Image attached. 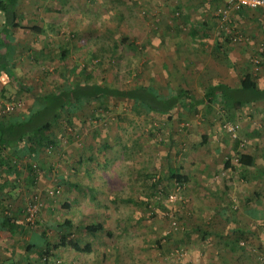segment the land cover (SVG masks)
I'll list each match as a JSON object with an SVG mask.
<instances>
[{"label": "rangeland", "instance_id": "obj_1", "mask_svg": "<svg viewBox=\"0 0 264 264\" xmlns=\"http://www.w3.org/2000/svg\"><path fill=\"white\" fill-rule=\"evenodd\" d=\"M191 1L198 2L193 11L186 8L185 0H166L167 11H159L161 0H39L50 11H19L22 69L0 85V119L8 122L27 114L32 101L56 91L67 78L85 80L90 50L101 40L106 46L115 43L117 49L104 63H89L91 82L115 89L150 85L162 94L174 90L175 85L166 87L165 79L156 83V75L161 77L163 71L146 56V50L166 34V27L178 21L185 33L204 22V11H211L233 28L229 14L226 19L222 15L223 3ZM49 22H54L57 32L34 35L28 28ZM235 31L247 42L263 40L262 35L251 38L247 31L236 27ZM124 36L127 41L122 44ZM53 40L57 45L42 51ZM256 43L248 60L254 67L253 60L258 59L260 69L264 46ZM62 46L67 53L60 58ZM203 106L195 112L176 106L167 118L127 99L106 98L63 113L51 129L54 146L43 148L35 159L17 157L18 178L3 176L0 169V221L7 215L15 226L13 234L0 228V264H124L128 260V264H199L202 259H209V264H264V223L255 242L237 231L228 239L229 248L210 233L202 239L193 229L205 228L202 222L210 216L218 215V221L223 217L209 205L227 200L232 212L236 201L210 186L205 189L200 183L202 188L192 190L197 186H180L169 178L188 172L185 158L190 152L202 153L193 144L190 150L186 137L190 130L197 131L192 123L203 117ZM215 114L226 135L235 139L226 130L225 122L230 120L220 106ZM26 164L36 173L33 186L26 179ZM9 179L15 181L11 189ZM219 179L220 172L214 173L210 183ZM30 205L38 209L32 219H28ZM43 234L52 249L48 263L40 259L39 251L26 248ZM86 244L92 246L91 252H80L78 248Z\"/></svg>", "mask_w": 264, "mask_h": 264}, {"label": "crops", "instance_id": "obj_2", "mask_svg": "<svg viewBox=\"0 0 264 264\" xmlns=\"http://www.w3.org/2000/svg\"><path fill=\"white\" fill-rule=\"evenodd\" d=\"M35 1L37 2L35 3ZM161 1L162 5L159 11H167L166 0ZM185 1L188 2L186 8L191 11L195 10L196 4L198 5V2L195 1ZM223 1L212 0L214 4L223 3V6H226L228 0ZM39 3V0H28V2L18 0L15 8L17 17L19 11H50L45 4ZM210 7H214V5L211 4ZM209 12L211 13V11ZM209 12H203L206 14L203 23L192 25L193 29L186 30L185 33L181 32L178 21L174 24L171 23L166 27V34H162V38L158 39L155 45L150 46L149 50H146V56L150 60L154 59L159 71H163L161 77H158L159 73L156 75V83L159 79H165L164 83L165 81L169 82L166 87L176 86L174 90L173 87L170 88L166 94L160 93L157 88L152 86L158 93L167 96L180 89L187 91L192 97L191 102L194 100L193 104H190L188 112H195L197 109L201 111L202 109L197 107L204 105L203 117L192 123V128H197V131L190 130L186 137L190 150L191 144H193L194 148L195 146L199 147L202 153L193 154L190 152L186 156L185 159L189 163H187L188 172L185 173L187 176L185 183L197 186L196 189L191 187L192 190L202 188L201 183L204 187L207 186L205 189L210 186L226 193L231 196V201H236L233 207L236 209L228 212L230 205L227 204V200V203L223 202L221 205L211 204L209 206L216 208L218 213L220 212L219 214L223 216L221 220L218 221V215L210 216L202 222V224H206L205 228L195 227L196 229L193 230L201 233L202 239H205L208 233L221 238L223 240L221 244L229 248L228 239L236 231L245 238L254 239L255 242L257 231L263 230L260 225L264 223V205H262V201H264V98L250 102L244 101L235 109L231 105H224L220 99L218 102L212 103L209 100L210 97L208 96V98L206 95L210 89L215 90V88L217 89L215 93L221 95L222 90L217 87H223L234 91L232 94L244 100L240 88L241 80L245 75L252 76L257 90L264 91V57H261L258 73L253 72L254 67L250 66L248 60L252 53L250 48H257V41L262 42L261 44L264 46V9L223 11L222 15H226L225 19L229 14L227 20L231 21L234 29L225 24V21L222 22L216 16L213 17ZM2 23L0 14V32ZM39 27L45 29L46 25ZM235 27L240 32L242 30L244 33L249 32L250 36L252 35L251 38L262 35L263 40L253 38V41L250 40L249 43L245 39L240 45H236L239 43H233L231 39L241 34L235 31ZM178 30L181 34L178 33ZM11 32L13 35L10 38L0 33V85L2 86L9 83L10 79H14L15 72L22 69L18 66V51L24 45L22 44L24 41L19 33V28H13ZM243 38L246 37L243 36ZM171 79L177 83H170ZM220 97L222 99V96ZM32 103L34 101L31 102L29 111L33 106ZM216 106H220L224 117L230 120L225 123L233 122L238 126L235 139H230L226 135L225 130L221 127L223 121L219 122L214 119ZM240 154L249 156L252 159L251 165H240L237 162ZM227 161L228 164H226ZM189 171L194 172L191 174ZM217 172H220V179L211 184V177ZM1 173L3 176L18 178L17 175L14 176L5 169H1ZM17 173L21 174L18 170ZM26 176V179L29 180V176ZM193 176H197V180L195 177L192 178ZM8 182L11 183L9 188H13L14 179H9ZM229 203L231 204V202ZM200 228L203 231H200ZM230 249L232 250V248ZM140 258L138 257V259ZM208 260L202 259L203 262L200 261L199 264L212 263ZM130 261H125L124 264H128Z\"/></svg>", "mask_w": 264, "mask_h": 264}, {"label": "trees", "instance_id": "obj_3", "mask_svg": "<svg viewBox=\"0 0 264 264\" xmlns=\"http://www.w3.org/2000/svg\"><path fill=\"white\" fill-rule=\"evenodd\" d=\"M17 1L18 0L0 1V14L3 20L0 33L4 34L7 38L13 35L11 29L20 28L17 13L15 11ZM119 15L122 17L123 21H125L121 11H119ZM28 28L34 35L45 32H57L56 28H54V22L46 24L45 29L36 25H31ZM126 41L127 37L124 36L121 42L124 44ZM10 43L8 44L9 46ZM55 44L57 45L54 40L50 41V43H46L42 51L48 50L50 47H55ZM116 49L117 45L115 43L112 46H106V40H101V42H98L96 46L91 48L88 57L89 61L84 65L85 68L89 70L85 80L71 82L68 81L67 78L56 91L39 96L38 99L36 98L31 110L28 111L27 114L21 117H11L8 119V121L10 120L8 123L0 119V169H5L10 174L19 176L16 167L18 161L17 157L29 156L35 159L40 155L43 148L54 146L55 141L52 139L50 133L59 117L67 111H77L84 104L102 102V100L106 98H122L133 101L147 112L158 113L167 118L172 116V112L176 106H180L184 109L188 108L190 110L189 106L192 97L183 89L175 93L171 92L166 96L158 93L152 86L137 85L128 89H115L108 87L106 84L91 82L89 63L95 60H97L96 62L98 63H104L111 55H114ZM66 53L67 50L62 46L60 58L65 57ZM260 56L264 57V52H261ZM85 68L81 69L86 71ZM217 88L222 90V94H216V88L215 90L210 89L206 95V97H210V102H218L220 99L224 105H231L232 108L235 109L244 101L250 102L264 98V91L260 92L257 90L255 81L250 75H245L241 80L240 91L243 93L244 100L232 94L234 91H230L228 88ZM30 90V88L27 89V91ZM220 96H222V99ZM69 134L72 136L74 133L70 131ZM237 162L242 166H249L252 163V159L247 155L240 154L238 155ZM226 164H228V161ZM26 171L29 176V183L33 186L36 173L29 164H26ZM169 178L180 186L185 184L187 180L185 174H170ZM66 224H69V222L66 221ZM0 228L12 234L15 232L14 223H12L10 217L7 215H3L1 218ZM94 228L96 231L99 229V225L94 226ZM93 231L94 230H92V232ZM38 240V243H30L31 245H27L26 248L28 251L33 249L39 251L40 259L48 263L50 256H53L51 254L52 249L50 248V244L44 237V234ZM78 250L84 253L91 252L92 246L86 244L80 247V249L78 248Z\"/></svg>", "mask_w": 264, "mask_h": 264}, {"label": "built area", "instance_id": "obj_4", "mask_svg": "<svg viewBox=\"0 0 264 264\" xmlns=\"http://www.w3.org/2000/svg\"><path fill=\"white\" fill-rule=\"evenodd\" d=\"M264 9V0H228L225 6V9L222 11H239L243 9ZM246 38H243L242 35H236L231 40L233 43H241ZM254 71L255 73L259 70V60H253ZM12 110V107H7V110ZM226 130L232 134V137H236V131L238 126L234 123H226L225 124ZM37 207L36 205H30L28 207V219H32L37 214Z\"/></svg>", "mask_w": 264, "mask_h": 264}]
</instances>
